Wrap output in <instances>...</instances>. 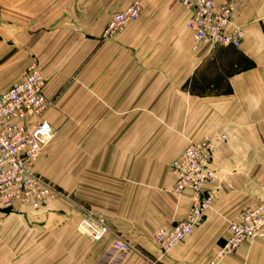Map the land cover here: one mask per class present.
<instances>
[{
  "label": "crops",
  "instance_id": "0c3cea01",
  "mask_svg": "<svg viewBox=\"0 0 264 264\" xmlns=\"http://www.w3.org/2000/svg\"><path fill=\"white\" fill-rule=\"evenodd\" d=\"M133 1L0 0V95L37 64L51 101L44 119L58 133L35 170L111 230L90 241L64 200L27 210L51 246L41 264H97L117 237L132 248L122 264H209L229 222L264 200V0H215L236 6L239 49L196 45L190 13L173 0L145 2L136 22L103 41ZM221 135L217 180L206 187L213 207L163 256L156 231L185 220L193 202L191 191L173 194L171 165L189 143ZM221 264H264V240Z\"/></svg>",
  "mask_w": 264,
  "mask_h": 264
},
{
  "label": "built area",
  "instance_id": "2783aa9c",
  "mask_svg": "<svg viewBox=\"0 0 264 264\" xmlns=\"http://www.w3.org/2000/svg\"><path fill=\"white\" fill-rule=\"evenodd\" d=\"M147 1L134 0L124 11L115 14L104 29L102 40L114 38L136 22ZM173 1L190 13L188 28L196 45H209L211 49L241 47L246 33L234 23L236 6L232 2ZM45 89L46 79L34 64L21 83L0 95V210L22 208L39 212L60 196L35 170L56 138L55 129L44 119L50 108ZM226 141L227 136L221 135L191 142L172 163L173 194L180 197L191 191L193 202L185 220L156 231L154 240L163 256L191 236L212 209L217 194L206 187L217 180L216 151ZM78 230L92 242H102L111 234L107 222L86 208L80 209ZM229 231V237L209 264H221L244 243L264 240V200L229 222ZM131 251V246L117 237L97 264H122Z\"/></svg>",
  "mask_w": 264,
  "mask_h": 264
},
{
  "label": "rangeland",
  "instance_id": "374dc122",
  "mask_svg": "<svg viewBox=\"0 0 264 264\" xmlns=\"http://www.w3.org/2000/svg\"><path fill=\"white\" fill-rule=\"evenodd\" d=\"M57 138L58 133L56 132V138L52 145L57 141ZM49 183L60 193L54 202L64 200L70 205L76 206L79 216L81 208L88 209L86 206L75 204L71 196L65 195L54 183L50 181ZM0 211V264H41L42 254L50 252L48 248L51 246L41 244V239L46 237V233H42L40 222L28 220L27 216L30 210L7 208Z\"/></svg>",
  "mask_w": 264,
  "mask_h": 264
}]
</instances>
